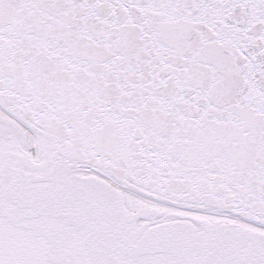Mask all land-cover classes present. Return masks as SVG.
Returning a JSON list of instances; mask_svg holds the SVG:
<instances>
[{"label":"snow or ice","instance_id":"6c2138e0","mask_svg":"<svg viewBox=\"0 0 264 264\" xmlns=\"http://www.w3.org/2000/svg\"><path fill=\"white\" fill-rule=\"evenodd\" d=\"M0 264H264V0H0Z\"/></svg>","mask_w":264,"mask_h":264}]
</instances>
